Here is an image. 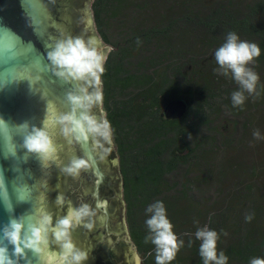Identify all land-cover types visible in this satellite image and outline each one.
Returning <instances> with one entry per match:
<instances>
[{
  "label": "rangeland",
  "instance_id": "rangeland-1",
  "mask_svg": "<svg viewBox=\"0 0 264 264\" xmlns=\"http://www.w3.org/2000/svg\"><path fill=\"white\" fill-rule=\"evenodd\" d=\"M259 1L261 2L258 3V8L264 9V0H254V3L245 0L243 4L235 3L234 8L230 11L234 14L236 20H245L249 15L247 5H250L253 9ZM98 2L97 4V0H92L89 6L93 31L97 36L93 19L94 16L97 17L96 14H99L100 18L103 19V44L111 47L112 51H117V53L111 52L108 55L109 58L107 68L105 66L103 73V80L104 82L107 81V85L110 86L108 106L111 115L109 123L112 128V150L117 158L118 174L121 179V201L124 205V221L127 237L136 249L135 254L139 257L140 264H155L154 246L151 243L144 242L143 248L139 250L131 238L130 225L127 220L128 203L133 201L137 203L138 209L135 210V219L138 231L142 233L141 236L144 240L149 235L147 227L144 224V220L148 216L146 209L153 202L157 200L163 202L168 219L173 225L177 238L184 231V228L179 224L180 219L182 218L184 221H187L185 217L188 218L192 215L196 219L204 208L201 216L202 219L205 217L204 224L201 218L194 221V224H191L192 235L194 236L197 228L208 227L207 224L213 218L212 214L207 215V207L211 206L214 202L216 204L220 201L219 195H221L220 186H222V179H220L219 175L224 174V168L230 167L232 164V175L235 176L234 178L237 177L242 181L243 177L247 176L248 173L245 171L246 167H241L239 163L246 165L247 169L248 166L257 165V163H252L253 157L249 154L250 143L246 142L248 136L253 135L257 131H250L251 134L249 135L248 129L245 126L246 123H244V119L245 122L248 119L245 114H242L245 110L241 106L233 107L231 104V93L233 90H238V85L236 83L232 84L233 80L231 76L220 77L221 74H219L218 66L213 58L210 59L209 71L206 68H202L203 61H208L210 55L213 57L215 50H207L205 48L206 45L204 46L197 39L198 34L204 30L203 28H205L207 23L210 24L212 22L216 25L215 29L212 28V32L219 30L221 27L219 24L222 16L221 11H223L222 6H226L228 3L225 4L224 0L161 1L160 7L157 10H151V21H145L148 22L147 24L143 22L144 24L141 27L139 25L141 20L139 21L138 19V12L142 10L143 14V11H147L144 10L147 8L143 5L153 4L155 3L154 0H103V3ZM174 2H178L182 8L193 10L194 14L190 13L194 15L191 18L192 25L187 30L189 35L181 32L174 34L171 31L163 33L159 38L160 40H163L165 36L167 38L172 36V39L177 41H174V43L169 42L170 45L165 44L164 46H167V48H163L162 42L160 43L154 38L156 37L155 33L153 35L151 33H162L163 30L165 31V28H159V22H155V17L160 12L164 14L170 13V8H165V5L168 6ZM99 4L100 7H98ZM159 8L161 11H158ZM239 22L240 27H238L237 32L235 26L234 29L228 26L221 31L223 33L222 40L224 41L227 33L234 32L242 40L247 41L249 39L252 43L257 44L261 49V55L264 54L262 46L264 45V27H261L259 24L257 27H254L256 22L253 21L248 23V25L244 22ZM151 26H154V29ZM247 33L251 34L252 37ZM179 36H181V44L178 41ZM142 37H144V40L141 39ZM217 38H219V33L215 39ZM155 40L158 42V46ZM208 42V39H206L205 43ZM193 47L198 50H193ZM192 58L197 59L198 64H193ZM255 65L253 63L251 66ZM256 73L259 76V80L264 81V74L261 72ZM224 77V81L220 82V78ZM157 81H160V84H162L160 93L155 96L157 101H159L158 95H163L167 90L169 93H176L188 99L189 106L185 115V121L186 123L194 122L195 127L191 132H187L181 141L183 145L185 143L192 146L197 139H201V153L203 152L205 157L207 156V161L203 162L204 157L199 155V152L192 147L196 153L194 152L190 157L184 159H181L183 158L181 157L178 162H175L167 153L158 166H138L122 170L120 167L121 152L118 150L115 139L119 134L135 128L138 122L136 120L137 115H123L121 114V109L127 108L126 106L130 105V102L136 95ZM245 96V101H248L254 95L248 96L245 93ZM155 99L154 106L159 104L156 103ZM229 106H232L231 110ZM128 108L131 109L130 106ZM99 111L103 112L106 118L103 106L99 108ZM117 112L118 114L120 113L118 116ZM113 113L116 115L115 118ZM205 115L212 116L208 121L210 126L217 125L221 120L235 122L237 129L233 138L227 142L226 139L211 132L209 130L211 127L203 124L202 117ZM252 120L255 123L254 126L257 127L259 118H253ZM243 123L244 126H242ZM165 132H167L165 135L167 141L175 140L178 142L180 140L176 138V132H173L172 128ZM205 137L209 139L207 140ZM154 141L157 140H149L151 143H154ZM144 148L133 150V153ZM262 153L264 155V149ZM226 157L233 162L225 163ZM248 157L250 158L248 159ZM247 160L250 161L248 165L244 163ZM257 169L259 168L257 167ZM255 194L257 193L255 192ZM240 196H242L243 207L241 208L239 205L237 211L232 212L233 214L236 213L232 217L235 216L238 222L242 220V225L239 227L242 231L239 235L242 240L246 239L244 242L250 243L251 240L260 238L263 243L264 238H261L259 234L262 228L260 224L261 217L258 216L250 221L246 220L245 217L249 215L252 217V214H263L262 206L264 205V201H257L253 198L257 202L252 203L248 191H242ZM129 199L131 200L129 201ZM238 214L241 219L237 216ZM215 215L217 219L214 220L212 228L218 230L222 228L221 226L228 215L217 211ZM252 221L254 222L253 225H251ZM251 231H253V234ZM188 242L187 244L185 242L184 246L178 251L176 259L172 264H202L196 243L192 242L191 247H189Z\"/></svg>",
  "mask_w": 264,
  "mask_h": 264
},
{
  "label": "water",
  "instance_id": "water-1",
  "mask_svg": "<svg viewBox=\"0 0 264 264\" xmlns=\"http://www.w3.org/2000/svg\"><path fill=\"white\" fill-rule=\"evenodd\" d=\"M89 3V0H0V119L8 125L5 136L9 137L0 135V181L3 183L0 190V247L7 249L15 264H43V261L40 254L29 249H25L22 256L13 254V246L3 235L10 221L24 220L27 226L39 219L40 212H45L51 216L54 227L67 215L69 206H88L89 196H92L91 200L97 199L95 204L100 212L103 211V231L107 230L103 245L110 246L108 254L113 259L111 261V257L103 253V264L120 262L119 257L127 264L136 261V249L127 237L121 179L112 146L103 156L102 171L99 149L94 148L93 140L89 138L85 143L78 142L74 136H65L62 125L56 122L58 115L71 113L72 105L67 96L79 95L80 84L56 77L50 70L48 52L60 40L79 37V31L96 37ZM86 12L87 24L83 26ZM79 14L83 17L80 22ZM188 106L186 99L175 96L165 114L169 119H180L186 115ZM90 114L100 116L101 112L93 107ZM24 124L27 125L26 132L19 130ZM34 128L47 131L56 148L54 160L44 162L23 147L24 135ZM73 159H84L89 167L78 175L68 174L63 169ZM102 188L110 192L103 198V205L100 204ZM21 194L24 199L19 198ZM58 198H62L59 204ZM58 210L60 214H57ZM70 233L75 247L88 254L83 264H99L94 255L97 238L92 237L83 250L80 244L84 239L82 232L72 228ZM48 240L49 252L59 253L60 247L51 232ZM122 242L127 244L124 252L115 256L112 250Z\"/></svg>",
  "mask_w": 264,
  "mask_h": 264
},
{
  "label": "clouds",
  "instance_id": "clouds-1",
  "mask_svg": "<svg viewBox=\"0 0 264 264\" xmlns=\"http://www.w3.org/2000/svg\"><path fill=\"white\" fill-rule=\"evenodd\" d=\"M111 52V47L103 44L97 37H90L87 40L75 37L56 42L47 56L50 70L56 77L80 84L79 95L67 96L72 105L71 113L58 115L56 122L62 125L61 130L65 136H74L78 142L86 143L91 138L94 148L101 150L102 158L111 151L112 128L103 112L100 116H96L90 114V110L93 107L101 108L103 99L101 78ZM260 56L261 49L257 44L240 39L234 32L227 33L223 43L214 51L219 74L225 77L230 75L238 85V90L233 91L230 96L233 107L243 106L246 100L245 93L248 96H259L257 91L259 76L251 65ZM19 130L26 132L27 125H20ZM6 132L8 125L0 119V135L5 136ZM253 136L257 140L261 138L259 132H254ZM5 138L9 137L5 136ZM23 147L44 162L55 159L56 148L44 128H34L31 132H27L23 138ZM9 151L12 152V148H9ZM88 167L86 160L73 159L63 170L75 176ZM2 189L3 183L0 181V190ZM4 198L6 201V192ZM19 198L24 199V195L21 194ZM61 202L62 198H58L57 203ZM146 212L148 216L144 224L149 235L145 237V243L154 246L155 264H172L178 251L184 246V241L178 240L162 201L157 200L150 204ZM93 215L95 212L87 205L78 208L69 206L67 215L59 219L53 227L51 216L40 212L39 219L27 226L24 220L10 221L3 235L13 246L14 255L22 256L24 250L29 249L40 254L43 264H83L88 259V254L75 247L70 230ZM245 219L250 221L252 217L249 215ZM84 226L92 227L90 223ZM50 232L60 247L59 253L48 250ZM194 236L199 241L198 254L202 264H228V257L217 249L218 233L215 230L204 226L197 228ZM191 245L192 241L189 240L188 246ZM0 264H15L9 257L7 249L2 247H0ZM135 264H140L138 256ZM249 264H264V258H251Z\"/></svg>",
  "mask_w": 264,
  "mask_h": 264
},
{
  "label": "trees",
  "instance_id": "trees-1",
  "mask_svg": "<svg viewBox=\"0 0 264 264\" xmlns=\"http://www.w3.org/2000/svg\"><path fill=\"white\" fill-rule=\"evenodd\" d=\"M98 1L103 3V0H97V4L99 3ZM161 1L163 2L165 0H154L155 3L153 4L143 5L144 7L147 8L144 10H147V11H143L144 12L143 14H142V10L138 12L139 13L138 19L139 21L141 20L140 22L142 23V24L141 23L139 24L141 27L144 23L145 24L148 23L145 21H149V20L151 21V16H152L151 10H155V9L157 10V8L160 7ZM248 1L254 3V0H248ZM243 2H245V0H224V3L225 4L228 3V4L226 6L221 5L223 8V11H221L222 16H221V20L219 21V24L221 27L219 28V30H215L212 32V28L216 27V25L213 24L214 22H212L210 24L207 23L205 25V28H203L204 30L200 31L197 39H199L201 44H203L204 46L206 45L205 48L207 50L208 49L216 50V48L219 47L223 43V40H222L223 33L221 31H223L226 27L231 26L234 29V26H235V30L237 32L238 27H240L239 21L244 22L247 25L248 23H251V21H253V22H256V25L254 27H257L258 24L261 25V27H264V9L258 8V3H260L261 1L257 2L253 9L250 7V5H247V8H249V15L247 16L245 20H240V19L236 20L234 14L230 10L234 8L235 3L243 4ZM98 7H100V4L98 5ZM166 7L170 8L171 10L170 13L164 14L163 12H160V14H158L155 17V22H159V28H165V31L163 30L162 33H156V32L151 33V35L155 33L156 37L154 38L160 43L162 42L163 46L165 44L170 45L169 42L174 43V41H176L175 39L174 40L172 39V36L168 38L165 36L163 40L159 39L160 36L163 35V33L167 31L168 33L171 31L174 34H176V32H181V33H185L189 35L187 30L191 28V25H192L191 18L194 16L193 15L194 12L192 9H187L184 7L182 8L181 6H179L178 2H174L168 6L165 5V8ZM158 11H161L160 8ZM190 13H193V14H190ZM97 20H98V24L100 25L102 22V19L100 18L99 14H97ZM151 27L154 29V26H151ZM218 33H219V38L215 39ZM183 35L181 36L183 37ZM220 35H221V38H220ZM248 35L252 37L251 34H248ZM181 36H179L178 38V41L180 44L182 42ZM141 39L144 40V37H142ZM206 39H208L209 41L208 43H205ZM247 41L251 42L249 39ZM156 44L158 46V42ZM262 46L264 50V45ZM163 48H167V46H164ZM193 50H198V49L194 48ZM211 58L214 59V54H213V57L211 55L209 56L208 61L206 60L203 61L202 68H206L207 71H209L208 66L210 64ZM192 62H194L193 64L195 65L198 64V61L195 58H192ZM254 63L256 65L251 66L253 71L258 72V73L261 72L264 74V54H262L259 58H257L254 61ZM221 76L223 75H220V77ZM224 79L225 77L220 78L219 81L222 82L224 81ZM232 84H235V82L232 81ZM233 91H236V90H233ZM257 91L259 92V96L254 95L253 98H250L248 101H245L243 106H241V108L245 110L242 114H245L248 119V121L246 122L244 119V123H246L245 126L248 129L249 135L251 134L250 131H253V130L261 134L260 135L261 138L259 140L255 139L253 135H250L248 136V139L246 141L250 143L249 144L250 145L249 154L251 157H253L252 163L253 164L257 163V165L252 166V167L248 166V169H247L246 165H244L243 163H239L241 167H246L245 171H247L248 173L247 176L244 174L245 177H243V180H242L243 183L242 181H240L239 178L237 177L234 178L235 176L232 175L231 173L232 164L230 167H225L224 174L219 175L220 179H222V186L224 188L223 190L222 186H220V189H221V195H219L220 201L216 204L215 202L214 203L212 202L213 204L207 207L208 209L207 215L209 214L213 215V218L210 219L207 225L208 227H210L209 229L215 230L218 233V242H217L218 251H223L224 254L228 257V264H249V260L251 258H254V257L264 258V241L262 243L261 241L262 239L257 237L258 238L257 240L253 239L251 240L250 243L244 242L246 241V239L242 240L241 236L239 235L240 232L242 231V229L239 228L242 225V220L238 222L235 216L232 217V215H236V213L233 214L232 212L237 211V207L239 205L241 206V208L243 207L242 196H240L242 191H248L250 193L252 203H255L260 200L264 201V155L262 153L264 149V81L262 80L258 81ZM165 92L168 94L171 101L175 99V96H180L176 93H172V92L169 93L168 90ZM231 107H230V110H231ZM116 114L117 116L119 115L118 112ZM115 117L116 115L114 116V118ZM211 117L212 116L210 115H205L204 117H202L203 124L205 126H210L208 121ZM253 118L255 119L259 118V123L257 127L254 126L255 123L252 120ZM185 120H186V116L184 117L183 120L168 121L164 118L163 112H158L155 115H153L151 118L146 119L140 125H137L135 128H131L129 129V131L125 132L123 135L117 136L115 139V142L118 147V150H120L121 152L120 161H121L122 170H125L128 168L130 169L132 167H138V166H158V164H160V162L163 159V155L167 153L169 156L173 158L175 162L176 161L178 162V160L181 157H183L181 159H184V158L190 157L192 154H194V152L196 153V151H194L192 147L195 148L199 152V155H202L204 157L203 162H206L207 156L205 157V154L203 152L201 153L202 151L201 150V143H202L201 139H197L195 141V144L192 146H189L185 143L184 145L182 144V141H181L182 138L186 136L187 132H191L192 129H194L195 127L194 122L186 123ZM244 123L242 124V126H244ZM166 126H172L173 132H176V138L180 139L178 142L175 140H171V141L162 140L156 143L149 142L148 140L149 136L154 131H156L159 127H166ZM210 127L211 128H209V130L211 132H214L215 134L221 136L223 139H226L227 142H229V140L233 138L235 131L237 129L236 123L231 122L229 120H221L217 125H212ZM205 139L208 140L209 138L205 137ZM142 147H145V148L133 153L134 149L138 150ZM128 151H129V154H126V153L123 154V152H128ZM249 158L250 157H248V159ZM224 161H226L225 163L233 162V161L228 160L227 157L225 158ZM248 162L250 161L247 160V162H244V163H247L248 165ZM257 167L259 169H257ZM257 170L259 171L257 172ZM255 192L257 194L259 193V195L255 194ZM103 194H104L103 197H107L110 195V192L107 189H103ZM253 198L256 199L257 201H255ZM130 200L131 199H129V201ZM136 204L137 203H135V201L128 203L127 220L130 225L131 238L133 239L135 246H137L138 249L141 250L143 248L145 240L142 239V236H141L142 233L138 231V227H137L138 225L135 219L136 218L135 210L138 209ZM262 210L264 212V205L262 206ZM202 211H204V208ZM202 211L196 219H194V215H192V216H189L188 218L185 217L187 221L186 220L184 221L182 218L180 219L181 221L179 220L180 221L179 224L181 225L182 228H184V231L180 233V237L178 238V240H183L184 243L186 242V244L189 240H191L192 242H195L196 247H198L199 241H197L195 239V236L192 235L193 230H192L191 224L192 223L194 224V221H197L198 219L201 218ZM216 211L219 213L228 215L223 225L221 226L222 228L218 230L212 228V226H214V220L217 219V216L215 215ZM237 216L240 217L239 214ZM258 216L261 217L260 224L262 227L259 234L261 238H264V213L260 215L252 214V219L257 218ZM204 219L205 217H203L202 219L203 224L205 222ZM220 221H221V217H220ZM253 223L254 222L252 221L251 225H253ZM251 233L253 234V231H251ZM126 245L127 244L125 242H122L120 245H117L114 249L112 248L113 249L112 252L116 254L115 251L118 250L119 253L123 254L124 252L123 248H125ZM109 248H110L109 245L107 246L103 245V253L108 254ZM108 255L111 257L110 254ZM119 259H120V263L115 262L112 264H127L126 261L124 262L122 260L123 258L119 257ZM111 261H113L112 257H111Z\"/></svg>",
  "mask_w": 264,
  "mask_h": 264
},
{
  "label": "flooded vegetation",
  "instance_id": "flooded-vegetation-1",
  "mask_svg": "<svg viewBox=\"0 0 264 264\" xmlns=\"http://www.w3.org/2000/svg\"><path fill=\"white\" fill-rule=\"evenodd\" d=\"M89 1L91 3V0H89ZM90 3H89V5H90ZM85 7H86V5L84 3V7L83 8L85 9ZM86 15H87V12L85 13V18L84 19L80 15V17H79L80 19L78 20L80 22V20L83 19L82 24L85 22V24H83V26H85L87 24L86 23V18H87ZM96 19H97V17L94 16L93 20H94V24H95L96 31H97V36H98V37L97 36L96 37L99 38L103 42V19L101 18L102 22H101L100 25L97 24V20ZM77 25H78V23L76 24V26ZM82 32L83 31H81V33H80V31L78 32L79 33V37H81V38H83L85 40L90 38L88 34H83ZM112 52H114V50ZM114 53H117V51L114 52ZM108 58H109V56H108ZM107 62H108V59H107V61L105 63L106 68H107ZM101 79H102V94H103V99H102V105L101 106H103L104 112H105V115H106V119L109 121V119L111 118V115L109 113L110 109H109V106H108V103H109V100H110V98H109L110 86L107 85V81L104 82L103 75H102ZM161 86H162V84H160V81L159 82L158 81L157 82H153L152 84H150L148 87L143 89V91L140 94L136 95L134 97V99L130 102L129 106H130L131 109L128 108L129 106H126L127 108L121 109V114L128 115V116L137 115V119H136L137 122H138L137 125H140L146 119L151 118L153 115H155L158 112H163L164 118L166 120H168V121L183 120L185 116H183L180 119L172 120V119H169L167 117V115L165 114L167 106L172 102L166 92L163 93V95H160V94L158 95L159 101H157L155 99V96L158 93H160V91H161ZM180 97L187 100V98L185 96H180ZM154 99L156 100V103H159V104L154 106L153 105V103H155ZM171 128H172V126L159 127L157 129L158 131L157 130L154 131L149 136L148 140H157L154 143L162 141V140L166 141L165 135L167 134V132H165V131L168 130V129H171ZM123 134H119V136H121ZM185 146H187V145H185ZM123 153L124 154L125 153L129 154V151L128 152H123ZM130 153H131V151H130ZM99 155H100V161H101V166H102L101 170L103 171V162H102L103 158H102V152H101L100 149H99ZM165 155L166 154H164L163 157ZM120 167H121V161H120ZM88 179L90 180V177ZM90 182H92V181L90 180ZM56 195H57V192H56ZM76 197H77V195L75 196V200L77 201ZM91 198H92V196H89L88 207L95 212V215H93L91 218H86L81 224L76 225L75 227H73V230L82 232L84 239H83V242H81L80 244H81L83 250H85V248L87 247L88 242L91 240L92 237H94V238L96 237L97 238L96 250L94 252V255L96 256V258H98L96 260L100 261L99 264H103V258H102L103 257V237H104L103 235L107 233V230L104 229V231H103V211L100 212V210L97 208V205L95 204L97 199L96 200H91ZM103 198H105V197H103V188H102L101 194H100V204L101 205H103ZM106 201L109 202V200L107 198H106ZM57 214H60L59 210L57 211ZM57 214L53 215L54 219H56ZM65 214H66V212L64 213V215ZM87 223H90L92 225V227L91 228L85 227L84 225L87 224ZM117 245H120V243H118ZM115 252L118 255V250H116ZM112 254H114V253L112 252ZM116 254H115V256H116ZM118 263H120V262H118Z\"/></svg>",
  "mask_w": 264,
  "mask_h": 264
}]
</instances>
